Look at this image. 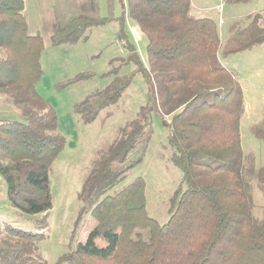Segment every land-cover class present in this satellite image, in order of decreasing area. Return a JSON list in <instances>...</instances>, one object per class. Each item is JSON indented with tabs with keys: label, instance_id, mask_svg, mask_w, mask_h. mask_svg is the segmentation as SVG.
Returning <instances> with one entry per match:
<instances>
[{
	"label": "trees",
	"instance_id": "trees-1",
	"mask_svg": "<svg viewBox=\"0 0 264 264\" xmlns=\"http://www.w3.org/2000/svg\"><path fill=\"white\" fill-rule=\"evenodd\" d=\"M251 0H228L243 4ZM130 19L148 41L149 68L128 41L126 22L119 37L150 87L151 104L121 129L120 138L101 155L84 182L81 216L96 221L85 243L62 256L58 264H264V218L254 216L251 179L264 186V169L245 164L240 124L245 113L243 88L220 61L216 24L191 14V0H127ZM108 19L79 17L52 35V45L87 40V31ZM256 15L243 31L231 35L224 52L237 53L264 43ZM44 40L30 35L25 0H0V94L21 119L0 122V176L7 201L20 213L38 217L35 231L12 225L0 230V264H44L34 254L45 238L53 208L49 172L65 147L56 134L58 116L37 92L42 77ZM114 75L102 92L75 105L83 121L93 122L116 104L131 78ZM82 75L78 79H82ZM156 109L170 128L173 163L183 174L170 201V219L160 225L149 217L143 179L106 195L126 173L130 153L150 127ZM261 136L264 128L259 125ZM121 167L118 168V166ZM103 240L104 247L97 244Z\"/></svg>",
	"mask_w": 264,
	"mask_h": 264
},
{
	"label": "rangeland",
	"instance_id": "rangeland-1",
	"mask_svg": "<svg viewBox=\"0 0 264 264\" xmlns=\"http://www.w3.org/2000/svg\"><path fill=\"white\" fill-rule=\"evenodd\" d=\"M36 1V3H34ZM40 0L27 1L26 18L31 34L44 39L41 59L42 77L36 85L38 94L56 111V134L65 140L64 150L49 172L53 208L48 216L45 238L38 242L34 257L44 264H58L59 259L85 243L96 226L90 214L80 212L85 204L79 195L90 171L102 154L120 138L121 129L132 122L143 107L151 104L150 87L146 77L137 73V66L129 61L130 53L119 37L121 20L126 22L128 41L134 44L146 69L148 41L141 29L130 19L127 0ZM191 14L211 19L218 28L220 61L238 78L244 92L245 113L241 119L240 135L246 166L264 169V133L259 136V125L264 128V43L237 53L224 52V46L236 31L245 30L256 15L264 28V0L243 4L228 0H191ZM102 18L109 21L91 27L87 40L77 43L52 45V35L75 18ZM222 21V22H221ZM49 22H52L51 24ZM52 25V26H51ZM3 53L0 51V57ZM131 78L129 88L120 100L104 110L91 123L76 114L75 105L102 92L113 81L111 73ZM84 75L82 79H78ZM2 96V97H1ZM10 111L3 119L20 120L21 114L6 95ZM5 104V103H4ZM15 109V110H14ZM156 109L150 110V127L130 153L126 165L143 159L130 169L106 195H114L135 180L146 184V208L149 217L160 225L170 219V201L181 187L183 174L173 163L174 149L169 143L170 128ZM121 165L118 166V168ZM254 216L264 218V186L251 179ZM38 217H29L8 206L0 214V230L6 225L34 232ZM104 247L103 240H97ZM68 264V263H62Z\"/></svg>",
	"mask_w": 264,
	"mask_h": 264
},
{
	"label": "crops",
	"instance_id": "crops-1",
	"mask_svg": "<svg viewBox=\"0 0 264 264\" xmlns=\"http://www.w3.org/2000/svg\"><path fill=\"white\" fill-rule=\"evenodd\" d=\"M27 1L28 0H25V12H26V8H27ZM33 0H31V2H32ZM41 1V4H44L43 2V0H40ZM34 3H36V1L34 2ZM26 14V13H25ZM192 15H194V14H192ZM195 16V15H194ZM27 19V18H26ZM27 23H28V20H27ZM50 24L52 23V22H49ZM52 26V25H51ZM28 32H29V34L30 35H36V34H31L30 33V25H29V23H28ZM39 34V33H38ZM44 40V39H43ZM44 45H45V42H44ZM2 97V96H1ZM5 99V98H4ZM6 100V99H5ZM5 103V104H4ZM4 103L3 102H1V100H0V122L1 121H4V120H8V119H3V116H7V115H9V113H13V112H11L10 111V109H11V106L8 104V102H7V100L6 101H4ZM15 110V109H14ZM6 206H8V201H7V187H6V183H5V181L3 180V178L0 176V214L2 213V210L4 209V208H6Z\"/></svg>",
	"mask_w": 264,
	"mask_h": 264
},
{
	"label": "built area",
	"instance_id": "built-area-1",
	"mask_svg": "<svg viewBox=\"0 0 264 264\" xmlns=\"http://www.w3.org/2000/svg\"><path fill=\"white\" fill-rule=\"evenodd\" d=\"M222 22V21H221Z\"/></svg>",
	"mask_w": 264,
	"mask_h": 264
}]
</instances>
